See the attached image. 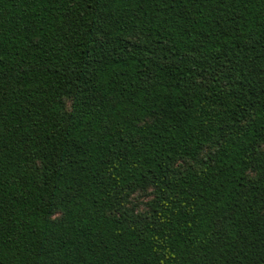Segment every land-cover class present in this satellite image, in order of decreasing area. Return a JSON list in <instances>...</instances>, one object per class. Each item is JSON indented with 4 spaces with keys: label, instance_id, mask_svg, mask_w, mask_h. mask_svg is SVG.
<instances>
[{
    "label": "trees",
    "instance_id": "1",
    "mask_svg": "<svg viewBox=\"0 0 264 264\" xmlns=\"http://www.w3.org/2000/svg\"><path fill=\"white\" fill-rule=\"evenodd\" d=\"M0 264H264V0H0Z\"/></svg>",
    "mask_w": 264,
    "mask_h": 264
}]
</instances>
